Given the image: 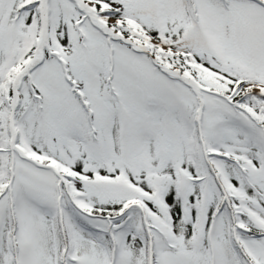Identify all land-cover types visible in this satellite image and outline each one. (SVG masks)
<instances>
[{"label": "snow or ice", "instance_id": "6c2138e0", "mask_svg": "<svg viewBox=\"0 0 264 264\" xmlns=\"http://www.w3.org/2000/svg\"><path fill=\"white\" fill-rule=\"evenodd\" d=\"M0 264H264V0H0Z\"/></svg>", "mask_w": 264, "mask_h": 264}]
</instances>
